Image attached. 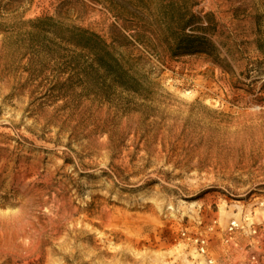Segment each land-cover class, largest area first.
<instances>
[{"label":"rangeland","instance_id":"374dc122","mask_svg":"<svg viewBox=\"0 0 264 264\" xmlns=\"http://www.w3.org/2000/svg\"><path fill=\"white\" fill-rule=\"evenodd\" d=\"M183 231L264 264V0H0V264H195Z\"/></svg>","mask_w":264,"mask_h":264},{"label":"trees","instance_id":"16d2710c","mask_svg":"<svg viewBox=\"0 0 264 264\" xmlns=\"http://www.w3.org/2000/svg\"><path fill=\"white\" fill-rule=\"evenodd\" d=\"M72 36L75 37L83 50L88 51L92 58V66L96 67L97 72H103L113 84L130 92H139L140 82L132 77L127 70L122 68L120 60L116 54L110 50L101 38L92 32L80 28H73Z\"/></svg>","mask_w":264,"mask_h":264},{"label":"built area","instance_id":"2783aa9c","mask_svg":"<svg viewBox=\"0 0 264 264\" xmlns=\"http://www.w3.org/2000/svg\"><path fill=\"white\" fill-rule=\"evenodd\" d=\"M197 224L199 228H203L205 226L202 220L197 221ZM214 225L215 223H213L208 228L209 232H212L214 230ZM238 230L247 232L249 234L257 233L254 224H247L244 222H239L237 220L231 221L227 229L230 236ZM181 235L184 243L191 247L198 257L195 264H215V259L212 256L210 250V238L208 234H205L202 231H198L190 235V233H188L187 231H183Z\"/></svg>","mask_w":264,"mask_h":264},{"label":"bare ground","instance_id":"6f19581e","mask_svg":"<svg viewBox=\"0 0 264 264\" xmlns=\"http://www.w3.org/2000/svg\"><path fill=\"white\" fill-rule=\"evenodd\" d=\"M222 210H223V208H222ZM195 257H197L196 254H195Z\"/></svg>","mask_w":264,"mask_h":264}]
</instances>
